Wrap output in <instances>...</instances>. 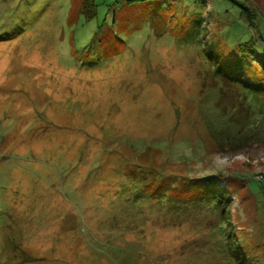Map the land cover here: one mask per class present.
<instances>
[{"label":"rangeland","instance_id":"1","mask_svg":"<svg viewBox=\"0 0 264 264\" xmlns=\"http://www.w3.org/2000/svg\"><path fill=\"white\" fill-rule=\"evenodd\" d=\"M92 4L0 0V264H264V0Z\"/></svg>","mask_w":264,"mask_h":264},{"label":"trees","instance_id":"2","mask_svg":"<svg viewBox=\"0 0 264 264\" xmlns=\"http://www.w3.org/2000/svg\"><path fill=\"white\" fill-rule=\"evenodd\" d=\"M92 2H93V0H83L82 8L84 9V12L86 13L87 16H91L92 15V6H93ZM262 54L263 55H259L257 53V50L256 49L253 50V51H251L250 53L243 52V50H241L240 52H238L239 58L241 59V64H244L245 65V64L249 63L250 66H252V64H253V66L255 65L254 66V74H255V77L257 75L262 80H264V51H263ZM247 55L252 56V58L254 59V61L252 63L249 60L246 59L247 58L246 57ZM258 64H259V66H258ZM240 68H241V66H240ZM240 68H237V69L239 70ZM237 69H235V70H237ZM240 73L241 72H239L237 74L240 75ZM249 85H251V84H248V86ZM251 86L254 88L253 89V92H255L256 94L259 95V93H261L263 91V89H264V82L260 83V87H255L254 85H251ZM224 111H228V109L227 108H224L223 112ZM239 128H240V126H239ZM213 129L211 128L212 132L215 134V130H213ZM238 131H239V129H238ZM224 144L230 145V143L227 142V141H224Z\"/></svg>","mask_w":264,"mask_h":264}]
</instances>
